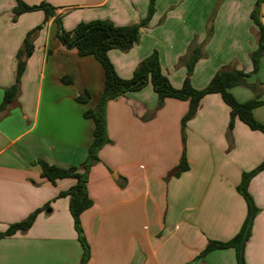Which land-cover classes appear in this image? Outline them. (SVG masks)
I'll list each match as a JSON object with an SVG mask.
<instances>
[{
  "label": "crops",
  "instance_id": "0c3cea01",
  "mask_svg": "<svg viewBox=\"0 0 264 264\" xmlns=\"http://www.w3.org/2000/svg\"><path fill=\"white\" fill-rule=\"evenodd\" d=\"M23 1L29 6L49 4L55 15L35 37L17 98L0 111V233L42 211L26 232L0 239V264H79L83 250L69 198L59 196L76 181L52 184L41 176L39 161L69 168L86 160L94 123L84 113L101 97L105 73L93 56H78L76 49L62 44L56 18L67 32L95 20L128 26L149 15L150 3ZM256 2L155 0L138 43L126 52L110 50L109 59L118 76L130 79L156 50L163 73L180 89L187 76L180 59L196 41L204 57L190 77L193 88H205L222 69L250 73L251 53L259 42V28L251 18ZM15 5L14 0H0V104L14 82L16 56L26 34L45 21L42 10L13 21ZM259 18H264V0ZM66 75L72 84L62 82ZM247 84L231 89L238 101L264 100V54ZM82 90L91 96L86 104L76 101ZM188 109V101L173 98L158 108L151 85L107 103L110 143L100 149L99 162L88 172L93 204L80 216L90 248L88 264H236L232 248L199 256L209 241L227 242L240 231L248 209L238 186L244 173L264 162V134L239 120L230 134V107L220 94L202 99L182 133ZM253 116L264 125V104ZM183 151L189 169L173 176ZM247 191L259 212L244 247L245 264H264V170L252 177Z\"/></svg>",
  "mask_w": 264,
  "mask_h": 264
},
{
  "label": "trees",
  "instance_id": "16d2710c",
  "mask_svg": "<svg viewBox=\"0 0 264 264\" xmlns=\"http://www.w3.org/2000/svg\"><path fill=\"white\" fill-rule=\"evenodd\" d=\"M16 5L13 9V21L28 12L42 10L45 13L43 24L29 31L23 41L22 47L16 56V69L13 84L4 90L3 101L0 104V111H5L18 96L22 75L26 68V61L34 50V40L37 33L42 29L45 22L55 15L54 8L49 4L42 3L38 6H29L23 0H14ZM263 0H257L256 6L251 14L254 24L259 28L258 47L251 53V60L254 69L248 73L243 70L222 69L218 71L211 79L209 84L200 90L193 88L190 77L197 61L204 57L201 45L196 41L190 46L186 57L180 59L181 64L187 68V76L180 89H176L171 84L168 77L163 73L158 52L155 50L147 58L142 60L133 72L130 79H123L115 71L112 62L109 59L108 52L112 49H118L123 52L130 50L140 39V29L148 26L151 16L155 11V0H149V15L140 22L128 26H115L112 23L95 20L87 23H80L73 32H67L62 27L59 17L56 18L58 24L57 38L68 49H76L78 56H93L102 66L105 73L104 88L101 97L96 104L84 113V117L92 119L93 140L88 149L86 160L80 166L61 168L40 160L41 176L46 178L52 184L58 180L74 179L76 182L68 190L59 194L60 197L69 198V210L74 220V226L78 233V239L82 246V257L79 264H88L90 259V248L83 237L80 216L89 209L93 202L88 194V172L90 168L99 162L98 153L100 149L110 143L106 129L105 109L109 101L125 96L131 92H137L151 85L158 98V108L169 98L189 102V109L182 118V133L188 120L197 113L202 99L210 94H220L223 101L230 107L229 133L236 120L245 123L250 129L260 131L264 134V125L259 123L253 116V110L264 104V100L258 98L247 102H240L232 94L231 89L237 86H249L247 79L258 71L259 60L264 54V26L259 18L260 7ZM212 22V19L210 20ZM212 28V27H211ZM209 29L207 38L211 37L212 29ZM65 84H72L73 79L66 75L62 78ZM88 90H82L76 97V101L86 104L90 100ZM189 169L185 151H183L178 166L172 171L171 175L180 176ZM264 170V162L251 172L244 173L242 181L238 186L239 193L244 197L247 204V216L240 231L229 241H209L200 258L205 257L214 250L235 249L236 264H245L244 247L251 235L252 223L259 209L254 200L247 191L248 183L256 174ZM46 208L49 205L45 206ZM42 209L36 210L26 219L11 224L5 232L0 233V239L10 237L18 232H26L34 223L37 215Z\"/></svg>",
  "mask_w": 264,
  "mask_h": 264
},
{
  "label": "water",
  "instance_id": "95a60500",
  "mask_svg": "<svg viewBox=\"0 0 264 264\" xmlns=\"http://www.w3.org/2000/svg\"><path fill=\"white\" fill-rule=\"evenodd\" d=\"M262 23H263V26H264V18H262Z\"/></svg>",
  "mask_w": 264,
  "mask_h": 264
},
{
  "label": "rangeland",
  "instance_id": "374dc122",
  "mask_svg": "<svg viewBox=\"0 0 264 264\" xmlns=\"http://www.w3.org/2000/svg\"><path fill=\"white\" fill-rule=\"evenodd\" d=\"M215 11V10H214ZM213 13H215V12H213ZM213 19H214V16H213V18H212V21H213Z\"/></svg>",
  "mask_w": 264,
  "mask_h": 264
}]
</instances>
